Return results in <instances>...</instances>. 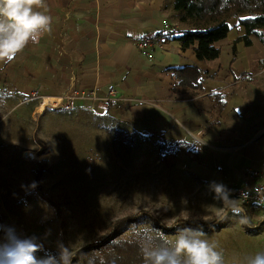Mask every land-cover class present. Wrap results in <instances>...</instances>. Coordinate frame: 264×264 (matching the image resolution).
Returning a JSON list of instances; mask_svg holds the SVG:
<instances>
[{"label": "crops", "instance_id": "0c3cea01", "mask_svg": "<svg viewBox=\"0 0 264 264\" xmlns=\"http://www.w3.org/2000/svg\"><path fill=\"white\" fill-rule=\"evenodd\" d=\"M173 1L46 0L52 31L0 65V93L55 99L97 88L99 95L112 90L141 101L89 109L128 137L159 141L158 150L163 141L186 144L187 166L205 185H223L220 193L227 195L247 170L264 177V48L251 37V46L237 43L233 54L245 34L236 19L216 44L219 58L198 61L197 44L183 50L173 39L190 30L178 22ZM157 34L158 45L144 55L136 41ZM186 67L199 71V89L177 87L169 71Z\"/></svg>", "mask_w": 264, "mask_h": 264}, {"label": "rangeland", "instance_id": "374dc122", "mask_svg": "<svg viewBox=\"0 0 264 264\" xmlns=\"http://www.w3.org/2000/svg\"><path fill=\"white\" fill-rule=\"evenodd\" d=\"M33 95L20 100L12 93H0L3 226L15 228L21 237L38 238L45 252L53 254L58 244L76 252L97 241L113 222L141 211L167 227L179 221L210 225L226 215L218 228L202 229L203 238L223 252L224 264H248L264 254V211L241 207L234 190L223 195L201 182L187 166L185 149L177 155L160 154L159 141L150 136L122 138L115 148L104 115L93 108L71 113L49 108L40 113L44 97ZM50 150L49 162L33 157ZM38 164L44 166L40 183L45 194L60 204V219L31 187ZM242 211L249 215L250 229ZM184 227L194 228L187 224L165 239L174 243ZM126 230L124 237L134 230L156 233L150 219Z\"/></svg>", "mask_w": 264, "mask_h": 264}, {"label": "trees", "instance_id": "16d2710c", "mask_svg": "<svg viewBox=\"0 0 264 264\" xmlns=\"http://www.w3.org/2000/svg\"><path fill=\"white\" fill-rule=\"evenodd\" d=\"M171 9L176 14L178 22L190 29L173 39L181 44L183 50L193 48L197 44L194 52L198 61L209 62L219 58L220 50L216 44L227 38L230 32L229 22L239 18L241 19L239 24L244 28L245 34L234 42L233 54L237 43L243 42L245 47L251 46V37L257 38L264 48V0H174ZM153 37L160 38L162 34L153 35ZM169 72L177 81V87L200 88L199 71L196 68L172 69ZM107 133L115 148L121 143L122 138L127 141L132 140L131 137L116 129H109ZM178 148H187V145L163 141L159 150L160 154L171 152L177 155ZM43 171L44 166L38 164L33 172V183L36 185L33 189L46 205L55 210L56 216L60 219V204L48 197L41 186ZM242 212L247 227L250 218L246 211ZM225 218L226 215H223L210 225L179 221L167 227L158 219L151 217L149 213L141 211L137 215L110 224L106 233L97 241L76 252L69 250L71 264H149L146 252L164 247L168 243L165 236L178 228L187 224L201 229L218 228L224 223ZM147 219H150L154 226L156 231L154 235L148 230H134L129 237H124L128 225H137L140 220ZM247 229H250V226ZM87 255H91L89 261L81 262Z\"/></svg>", "mask_w": 264, "mask_h": 264}, {"label": "clouds", "instance_id": "9594fccd", "mask_svg": "<svg viewBox=\"0 0 264 264\" xmlns=\"http://www.w3.org/2000/svg\"><path fill=\"white\" fill-rule=\"evenodd\" d=\"M47 13L46 0H0V65L10 64L29 44H39L52 31L53 20ZM214 190L225 193L223 185ZM0 233V264H71V253L62 244L52 254L45 252L38 238L21 237L15 228L0 225ZM204 236L201 228L184 227L174 243L149 250L146 259L149 264H224L223 252ZM40 252L45 254L38 257ZM248 264H264V254Z\"/></svg>", "mask_w": 264, "mask_h": 264}, {"label": "built area", "instance_id": "2783aa9c", "mask_svg": "<svg viewBox=\"0 0 264 264\" xmlns=\"http://www.w3.org/2000/svg\"><path fill=\"white\" fill-rule=\"evenodd\" d=\"M165 27H167L165 25ZM136 45L144 55H150L152 48L158 45V38L144 36L136 41ZM35 97V95H33ZM43 99V98H42ZM52 103L46 108L71 113L77 109L89 110L90 105L101 104L107 109L112 103L123 101L129 104L139 103L138 100L121 99L115 91H109L106 95H99V89L95 88L87 91L70 90L61 98L53 99ZM42 103V100H41ZM233 197L243 208H256L264 211V177L257 170H247L246 178L243 183L234 189ZM0 225L2 216L0 213Z\"/></svg>", "mask_w": 264, "mask_h": 264}, {"label": "bare ground", "instance_id": "6f19581e", "mask_svg": "<svg viewBox=\"0 0 264 264\" xmlns=\"http://www.w3.org/2000/svg\"><path fill=\"white\" fill-rule=\"evenodd\" d=\"M53 98H43L42 99V103L41 106L39 107V112L43 113L45 110V107L49 106L50 103H52ZM31 156H33V154H30ZM37 161H43V162H49L51 161L52 157H53V151L50 150L49 152L45 153V154H39V155H34L33 156Z\"/></svg>", "mask_w": 264, "mask_h": 264}]
</instances>
